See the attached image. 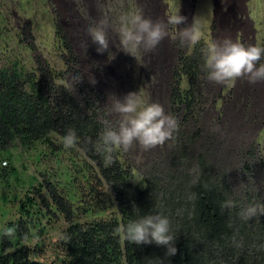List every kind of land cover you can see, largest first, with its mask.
<instances>
[{
  "label": "rangeland",
  "instance_id": "obj_1",
  "mask_svg": "<svg viewBox=\"0 0 264 264\" xmlns=\"http://www.w3.org/2000/svg\"><path fill=\"white\" fill-rule=\"evenodd\" d=\"M163 2L173 14L181 7L180 0ZM193 4L190 14L205 22V37L195 44L184 45L174 40L173 34L163 40L167 51L176 55H171L166 62L168 75L161 81L150 73L149 65L142 60V55L148 56L149 50H138L135 57L127 54L125 60L119 56L108 63L97 56L91 38L88 43L81 37L76 38L73 33L76 29L68 26V17L53 0H0V72L11 70L17 64L22 73L29 76L22 79L26 90L30 88L29 78L35 77L50 98L52 111H56L57 106L53 100L59 99L60 90L65 87L82 107L84 123L90 129L101 131L100 117L109 103L108 94L122 96L140 89L149 100L163 104L166 112L178 118L179 124L173 134L177 146L174 149H160L157 145L144 149L135 142L126 151L114 149L115 156L109 165L122 164L126 171L129 168L130 173L135 174L129 178L131 192L124 190L122 185L112 191L104 180L100 164L84 154L78 141L76 146H64L63 135L59 133L63 123L58 124L57 130L49 129L44 138L29 148L17 137L6 150L0 151V256L26 247L32 261L68 264L71 257L65 244V227L69 223L67 211L73 212L70 228L72 224H97L99 220L94 215L99 213V219L111 217L121 191L128 194L132 204L136 200L144 204L145 197L152 195V188L148 186L154 184L155 193L165 189L160 193L161 201L169 185L179 184L168 183L171 180L185 177L184 187L188 189L207 174L214 177V188L223 201L228 198L236 201L234 207L224 209L230 225L236 229L222 242L203 238L206 254L221 257L218 264H226L231 258L249 257L264 264V253L258 258L255 256L258 245L264 243V214L250 219L239 215L240 209L248 203L264 202V81L250 83L246 76H241L216 83L206 78L200 49L207 38H222L223 26L218 12L214 14L219 2L195 0ZM248 5L253 13L251 19L264 26V16H258L264 12V0H249ZM192 7L188 6V10ZM233 16L232 13L231 18ZM191 20L189 15L188 22ZM176 31L174 29L173 33ZM261 31L264 32V27ZM79 33L83 34L81 30ZM261 44L264 47V34ZM182 56L183 68L178 72L175 70L179 66L177 59L180 61ZM184 60L190 64V75L184 72ZM112 63L116 66L110 70L108 65ZM74 74L82 75L83 79H72ZM93 76L96 86L89 82ZM157 82L163 86H153ZM158 89V95L152 93ZM179 91L186 98V105L176 107L172 98L174 92ZM96 140L99 141V137ZM174 157L181 162L170 170L172 165L168 162L173 163ZM11 167L18 170L23 183L18 184L11 176ZM28 198L33 204L27 205L22 212L21 203ZM193 211L189 198L183 208L176 206L174 212L180 217L176 226L178 217L171 211L174 237L187 235L190 230L197 237L194 228L182 230V223L194 227ZM13 233L19 236L14 241L17 243L2 242L4 234ZM15 236L12 235L14 239ZM232 252L234 255L226 258Z\"/></svg>",
  "mask_w": 264,
  "mask_h": 264
},
{
  "label": "clouds",
  "instance_id": "obj_2",
  "mask_svg": "<svg viewBox=\"0 0 264 264\" xmlns=\"http://www.w3.org/2000/svg\"><path fill=\"white\" fill-rule=\"evenodd\" d=\"M169 26L176 27L177 31L172 38L180 45L186 43L195 44L205 37L206 26L205 22L200 17L194 15L192 20L188 22V17L186 15L175 13L168 15L165 19H154L145 15L143 10L139 7L123 9L114 19L107 15L101 16L94 23L87 26V32L93 42L92 46L95 54L107 63L115 60L113 59L115 56L114 52L109 54V58H105L104 56V51L109 49L110 30L117 36L120 45L119 50L134 57L135 53L141 48L149 50L150 56L143 54L142 60L149 65L151 69L150 73L153 76H158L162 81V79L168 75L165 72L167 59L165 60V57L162 55V52L166 49H163L159 43L162 40H165L164 38L169 35ZM166 52L168 57L171 53L167 50ZM200 52L203 59L202 67L208 80L215 81L216 83H226L235 80L237 77L246 76L250 83L264 81V63H258L261 60V57L264 56V47L260 45L252 43L246 44L245 42L231 36H224L222 38H207L205 40V46L201 47ZM127 57L128 56L121 57V59L125 60ZM147 58L149 60H147ZM194 58L195 57L192 56V59ZM182 60L183 56L180 58V61L177 59V64L179 66H177L175 70L178 72H180V67H182ZM195 60L197 61V59ZM120 64H122V62H120ZM189 65L188 61L184 60L183 66L185 73L189 71ZM108 66L111 70V68L116 66V63H112ZM122 67H124L123 64ZM156 67L158 68L157 70L155 69ZM72 79L80 81L83 77L80 74H74ZM89 82L96 86L94 76ZM153 86H163V83L157 82L154 83ZM152 93H157L158 95L160 89H158L157 92ZM176 95L183 97L180 91L174 92L172 98L173 104H175L176 107L186 105L185 103L179 104L176 100ZM107 99L109 103L105 106L104 112L100 117L102 130L99 134L100 143L98 145L102 151L105 166L112 163L114 149L122 148L126 151L134 142L141 145L144 149H149L156 145L160 147V149H174L177 147L174 145L173 134L179 127L178 118L175 115L166 112L163 104L159 101L149 100L140 89L130 90L122 96L115 93H109ZM78 139L79 137L77 136L76 130L72 128H69L61 137L65 147L76 146ZM83 152L86 154L85 150H83ZM86 155L100 164V157L97 155ZM173 159L176 158L174 157ZM182 159L184 161L183 157ZM180 162L179 158L176 159V163H171L169 161L168 163L172 165L170 170H173ZM6 164L8 163L5 162L4 165L7 166ZM184 178L185 177H182V180L178 178L177 180L168 183H179L176 187L173 186L172 188L176 191H180L181 189L182 192L190 194L191 189L197 186L199 182L197 184H192L190 188L186 189L184 187ZM215 178L216 180L218 179V177ZM212 179L214 180V177ZM241 187H243V184ZM162 190H164V188L160 189L156 194L159 196L158 205L164 207L166 198L168 201L169 193L165 195L163 200L159 201ZM177 196L178 195L176 194L175 202L177 201ZM120 202L121 199L118 201L116 211L114 210L113 212L118 213V215L120 213ZM235 204L236 201L234 199L228 198L222 201L221 207L231 208L234 207ZM133 208L134 210L139 211V208L135 205H133ZM64 214L66 215L65 212ZM261 214H264V202L262 201L250 202L243 206L239 212V215L243 219H250ZM66 217L69 223L65 227V244L69 242L70 231L76 225L72 224L73 228H70L71 226H69V224L72 220H70L67 215ZM94 218L99 221H110L115 217L109 216L108 218L99 219V213H97L94 215ZM122 230L124 234H122L121 237L126 238L137 245L151 243H155L159 247H161L160 245H163L165 247L166 256L174 255L177 251L174 244L175 237L171 231L170 218L160 212H149L139 215L137 218L130 220L125 226H123ZM4 235L2 242L5 244L6 242H12L14 245V243H17L14 241L19 239V236H15L14 233L12 235L15 236V239L12 235ZM19 235L21 237V233ZM121 242H123L122 239ZM27 257L29 262L40 264L37 260L32 261L28 252ZM71 260L69 261L71 262Z\"/></svg>",
  "mask_w": 264,
  "mask_h": 264
},
{
  "label": "trees",
  "instance_id": "obj_3",
  "mask_svg": "<svg viewBox=\"0 0 264 264\" xmlns=\"http://www.w3.org/2000/svg\"><path fill=\"white\" fill-rule=\"evenodd\" d=\"M24 76L29 77L22 73L17 65L11 70L0 72V151L6 150L8 144L17 137L23 146L29 148L44 138L49 129L57 130L58 124L63 123V128L59 133L64 135L69 128L75 129L79 137L78 146L85 150L86 154L100 157L103 177L113 189L112 191H116L122 185L124 190L131 192L132 186L129 178L135 177V174L132 171L130 173L129 168L126 171L119 163L113 166L104 165L102 151L98 147L100 141L96 140L101 131L97 128L90 129V126L84 123L82 107L70 96L69 91L65 87L61 88L59 99L53 100L57 104L56 111H52V103L50 104V98L46 96L44 88L40 86L35 77H30V88L26 90L23 87ZM176 98L179 104L186 103V98L179 95H176ZM172 161L176 163V159ZM10 170L18 184L23 183L18 170L15 167ZM4 174L7 176L8 173ZM203 176L206 178L199 181V184L191 189L190 194L181 190L176 191L172 188L173 185H169L170 187L166 188L169 198L168 201L166 198L164 207L158 205V195L153 190L156 188L154 184L148 186L152 188L153 193L150 190L152 195L145 197L144 204H140L138 200L132 204L128 194L121 191L119 193V200L121 199L119 215L113 213L112 217L115 218L110 221H99L97 224L87 226L76 224L70 231V240L66 243L72 259L69 264H161V260L162 264H218L221 257L215 254L207 255L202 239L213 238V240L222 242L230 237L231 231L236 228L230 225L229 215L225 212V208L221 207L223 198L214 188V180L207 174ZM127 185L128 188H126ZM141 192L139 188V193ZM176 194L178 196L175 202ZM188 198L194 206V227L182 223V230L194 228L197 237L191 234V230L187 235L184 234L180 238L175 237L174 244L177 251L174 255L166 256L163 245H160L161 247L155 243L137 245L121 237L124 234L123 226L130 220L149 212H160L170 218L171 211L174 212L176 206L183 208ZM27 202L21 203L22 211L27 205L33 204L31 198H28ZM133 205L138 207L139 211L134 210ZM67 214L72 220V210L67 211ZM175 214L178 217V214ZM179 220L180 217L176 218L174 226ZM259 224L263 226L262 223ZM258 248L256 258L264 253V243L259 244ZM27 252V249L20 248L12 254L2 255L0 264H38L27 260ZM233 255L234 252L226 258ZM226 264H260V262L252 260L251 257L231 258L226 261Z\"/></svg>",
  "mask_w": 264,
  "mask_h": 264
},
{
  "label": "flooded vegetation",
  "instance_id": "obj_4",
  "mask_svg": "<svg viewBox=\"0 0 264 264\" xmlns=\"http://www.w3.org/2000/svg\"><path fill=\"white\" fill-rule=\"evenodd\" d=\"M57 3L59 9L63 10V13L68 17V26H72L75 31L76 38H83L86 43L90 38L87 32V26L91 23H94L101 16L107 15L111 18H115L116 15L123 9H131L139 7L143 10L144 14L152 18L165 19L168 15L173 14V10H169V5L163 0H53ZM195 0H180L179 11L176 13H181L192 19V5ZM218 5L215 6L214 14L218 12L219 21L223 26L222 37L231 36L233 38L239 39L243 42L257 44L262 46V38L264 32L263 25H257L254 20L251 19L253 13L250 12L251 6L248 5L249 0H217ZM188 6L192 7L188 10ZM189 11V14H188ZM234 14L231 18V14ZM188 14V15H187ZM258 16L263 17L264 12L258 14ZM83 34L79 33L80 30ZM228 28V29H227ZM173 26H169V35L164 39H169L170 34H175ZM222 29V27H220ZM86 31V32H85ZM172 31V33H171ZM221 34V33H220ZM112 37L115 38L112 41ZM110 44L109 49L104 51L105 58H109L110 53H115L114 59L121 57H126L127 53L119 50V42L116 34L113 31H109ZM163 49H166L164 46L163 40L159 43ZM263 47V46H262ZM94 50V49H93ZM141 51L145 49L141 48ZM167 50V49H166ZM163 51L162 55L165 57V60H169L171 55L167 57V52ZM258 63H264V56L261 57V60Z\"/></svg>",
  "mask_w": 264,
  "mask_h": 264
}]
</instances>
